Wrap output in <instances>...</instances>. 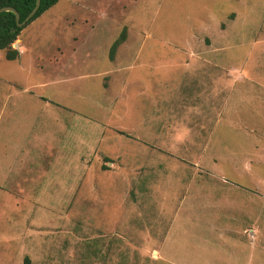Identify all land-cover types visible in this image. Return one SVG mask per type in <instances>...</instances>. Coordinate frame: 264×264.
Listing matches in <instances>:
<instances>
[{
    "label": "rangeland",
    "instance_id": "1",
    "mask_svg": "<svg viewBox=\"0 0 264 264\" xmlns=\"http://www.w3.org/2000/svg\"><path fill=\"white\" fill-rule=\"evenodd\" d=\"M16 44L0 50V264H264V0H59ZM204 59L217 160L174 200L157 175L185 167L158 126Z\"/></svg>",
    "mask_w": 264,
    "mask_h": 264
},
{
    "label": "crops",
    "instance_id": "2",
    "mask_svg": "<svg viewBox=\"0 0 264 264\" xmlns=\"http://www.w3.org/2000/svg\"><path fill=\"white\" fill-rule=\"evenodd\" d=\"M191 55H194V53L191 52ZM204 60H201L200 65L195 64L193 66L192 80L186 83L183 82L181 84V88L179 86L178 89L176 90V115L169 114V116H176L174 120L172 119L173 120L172 124H162L158 126L159 134H160L159 136L163 141V144L166 146L176 145V151H175L176 160H179L177 159L178 156L179 158H181L182 162L184 161L183 162L184 164L181 161L180 164L181 166H184L185 169L172 171L171 173L174 174H169L168 172L167 174L157 175L159 178H157L156 183L158 184L162 182L161 188L170 186L174 190H176V197L174 198V200H177V196H178L177 192L179 191L180 185L186 182L185 180H183V178L185 177L189 179L188 180L189 183H197L198 186L202 185L200 188L205 190L207 186H203V184L206 183L207 181L206 180L197 181L196 178L197 177L202 178L203 175H210L212 172L211 170L201 167L204 164H206L207 166L208 162L216 163L215 161L217 160V158H215L216 159L215 160L206 154L208 150V144H210V138L212 136V131H210L211 127H209L210 124L208 123L209 121L208 115L210 114L207 113V108H210V106L213 103V99L214 97L216 98V96L214 95L215 92H213V90L211 89L210 83L207 81L206 83L202 82L203 78L207 79V76H209L208 72L207 74L205 73L207 64L211 65L210 64L211 62L206 63V59ZM193 64L194 63L191 62L190 65ZM240 76H242V74ZM182 88H184L186 92L187 90H190L189 88H191L190 92H188L189 96L185 95V97L183 98V99H187V101H183V102H182L183 99L179 98V90H181ZM227 89H228V85L226 82L223 86V89H221L220 92L221 93L220 97H222L221 103L223 101L225 103L227 100ZM222 92H225L224 96ZM206 97L209 98L208 102L207 100H205ZM201 98H203L205 102H203ZM180 103H184V105L189 110L183 116H181L180 114L182 108L181 110H179ZM168 130H175V132L171 133L168 132ZM181 130H184L186 132L182 133ZM190 130L192 131L189 132ZM170 136L174 137V140L172 142L170 141ZM194 149L196 150V152L194 151ZM187 161L192 162L191 163L192 169L190 168L189 164L186 163ZM208 166L211 165L208 164ZM145 173L146 171L137 170V168L134 167L132 168L130 175H123V176H127V177L145 176ZM219 174H221L220 171ZM204 177H208V176H204ZM20 190L23 189L20 188ZM168 196L169 199L166 198L167 200H173L172 195L168 193ZM252 222H253L252 223L253 237L252 238L247 237L246 240H248L247 242L249 241L252 242V246H257L259 242L261 243L260 238L263 236H261L259 233L260 226H258V223L256 222L257 224H254L255 222L254 221Z\"/></svg>",
    "mask_w": 264,
    "mask_h": 264
},
{
    "label": "trees",
    "instance_id": "3",
    "mask_svg": "<svg viewBox=\"0 0 264 264\" xmlns=\"http://www.w3.org/2000/svg\"><path fill=\"white\" fill-rule=\"evenodd\" d=\"M37 0H0V8L13 7L20 13L21 21L31 13L36 6ZM59 0H41V5L33 16V18L24 26H18L16 15L11 11H4L0 13V50L6 51V59L9 61L17 60L20 57V51L14 47L22 30L33 22L35 19L44 14L51 7L56 5ZM117 41L112 48V52L118 45ZM30 259H25V264H30Z\"/></svg>",
    "mask_w": 264,
    "mask_h": 264
},
{
    "label": "water",
    "instance_id": "4",
    "mask_svg": "<svg viewBox=\"0 0 264 264\" xmlns=\"http://www.w3.org/2000/svg\"><path fill=\"white\" fill-rule=\"evenodd\" d=\"M40 5H41V0H37L36 1V6L31 11V13L25 18L24 21H21V19H20V13L15 8H13V7H2V8H0V13L1 12H4V11L14 12L15 15H16V20H17L18 26H24L25 24H27L33 18V16L38 11ZM16 46H18V44L15 43L14 47L16 48Z\"/></svg>",
    "mask_w": 264,
    "mask_h": 264
}]
</instances>
